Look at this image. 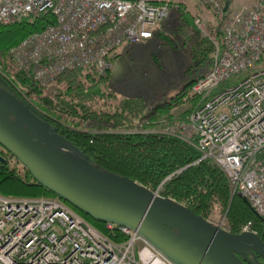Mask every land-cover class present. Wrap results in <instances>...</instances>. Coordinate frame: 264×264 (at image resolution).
Segmentation results:
<instances>
[{
    "label": "built area",
    "instance_id": "built-area-1",
    "mask_svg": "<svg viewBox=\"0 0 264 264\" xmlns=\"http://www.w3.org/2000/svg\"><path fill=\"white\" fill-rule=\"evenodd\" d=\"M179 1L0 0V25L53 12L55 23L9 50L12 66L49 87L68 70L94 68L108 75L117 52L152 38ZM198 1L215 16L226 12L223 0ZM194 24L205 32L204 20ZM223 33L210 71L190 89L201 103L183 120L145 130L195 146L199 160L222 168L231 193L244 195L264 217V0L230 11ZM0 76L25 94L1 63ZM104 228L125 239L114 240L59 196L0 194V264H177L137 230L111 222ZM249 230L247 224L242 232Z\"/></svg>",
    "mask_w": 264,
    "mask_h": 264
},
{
    "label": "trees",
    "instance_id": "trees-1",
    "mask_svg": "<svg viewBox=\"0 0 264 264\" xmlns=\"http://www.w3.org/2000/svg\"><path fill=\"white\" fill-rule=\"evenodd\" d=\"M223 2H228L229 8L217 16L209 10L204 12V7H199L195 14L181 2L179 7L171 9L170 12L176 11L180 18L178 29L183 36L182 44L191 55L189 72L194 76L176 96L153 107H149L143 98H121L104 86L110 72L103 75L94 68L68 70L49 87H42L31 74L12 66L10 48L27 35L55 23L53 12L11 25H0V63L15 74L27 98L7 81L5 84L0 82V86L30 104L37 115L57 127L58 133L86 154L94 165L158 190L161 196L185 204L206 219L213 213H226L231 232L240 233L245 224H250L251 230L264 238V217L241 196L231 193L228 178L220 166L210 159L199 160L200 151L189 142L145 130L148 128L145 121L180 102L184 96H190L192 85L210 71L215 42L223 44L224 24L230 12L231 0ZM196 18L205 21V32L195 26ZM188 100L193 106L185 118L201 103V97L191 96ZM0 152L6 158V162L0 161V194L11 197L57 196L1 145ZM10 158L20 165L12 166ZM70 206L114 240L125 239L123 234L105 229V222Z\"/></svg>",
    "mask_w": 264,
    "mask_h": 264
},
{
    "label": "water",
    "instance_id": "water-1",
    "mask_svg": "<svg viewBox=\"0 0 264 264\" xmlns=\"http://www.w3.org/2000/svg\"><path fill=\"white\" fill-rule=\"evenodd\" d=\"M0 82L5 84L1 76ZM0 145L67 203L95 220L137 230L177 264H245L238 256H246L242 249L264 257L258 233H233L158 190L94 165L57 127L2 86ZM0 161L6 162L2 154Z\"/></svg>",
    "mask_w": 264,
    "mask_h": 264
},
{
    "label": "rangeland",
    "instance_id": "rangeland-1",
    "mask_svg": "<svg viewBox=\"0 0 264 264\" xmlns=\"http://www.w3.org/2000/svg\"><path fill=\"white\" fill-rule=\"evenodd\" d=\"M254 1L231 0L230 11L243 10ZM179 2L195 14L197 13L198 0H180ZM179 20L176 11L170 12L168 17L158 24L149 42L145 40L140 45H125L123 51L121 50L122 53L114 57L112 71L104 86L113 90L121 98H143L149 107L173 95L176 96L191 76H194L189 72L192 60L189 51L183 45V36L178 29ZM190 97L184 96L180 102H176L169 109L145 121V125L150 129H160L185 119L184 116L193 106V103L188 100ZM9 160L12 166L20 165L13 158ZM208 220L231 230L226 213H213ZM245 226L246 224L242 230Z\"/></svg>",
    "mask_w": 264,
    "mask_h": 264
},
{
    "label": "flooded vegetation",
    "instance_id": "flooded-vegetation-1",
    "mask_svg": "<svg viewBox=\"0 0 264 264\" xmlns=\"http://www.w3.org/2000/svg\"><path fill=\"white\" fill-rule=\"evenodd\" d=\"M261 239L264 241L263 237H261ZM240 252L246 254V256H244V254H238L241 260L245 262V264H264V257L260 254L255 253L251 249H242Z\"/></svg>",
    "mask_w": 264,
    "mask_h": 264
},
{
    "label": "crops",
    "instance_id": "crops-1",
    "mask_svg": "<svg viewBox=\"0 0 264 264\" xmlns=\"http://www.w3.org/2000/svg\"><path fill=\"white\" fill-rule=\"evenodd\" d=\"M194 3H195V2H194ZM196 4H197V3H196ZM196 4H195V5H196ZM198 5H199L198 7H200V8L202 7L200 4H198ZM196 7H197V5H196ZM198 7H197V8H198ZM202 8H203V7H202ZM202 8H201V9H202ZM202 10H203L204 12H206V11H207V9L205 10V8H204V9H202ZM149 40H151V38H150V39H148V42H149ZM140 44H141V43H140ZM140 44H139V45H140ZM136 45H137V44H136ZM123 48H125V47H123ZM123 48H121V49H120V50L117 52V54H116L115 58H116L117 56H119V55L122 53V51H123L122 49H123ZM121 50H122V51H121ZM115 58H114V59H115ZM110 73H111V72H110Z\"/></svg>",
    "mask_w": 264,
    "mask_h": 264
}]
</instances>
